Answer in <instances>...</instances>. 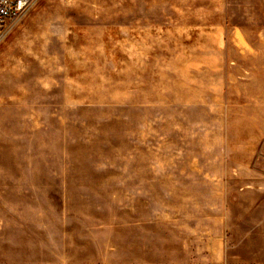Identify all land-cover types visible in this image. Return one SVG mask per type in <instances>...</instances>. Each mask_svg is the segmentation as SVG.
I'll return each mask as SVG.
<instances>
[{"label":"rangeland","instance_id":"rangeland-1","mask_svg":"<svg viewBox=\"0 0 264 264\" xmlns=\"http://www.w3.org/2000/svg\"><path fill=\"white\" fill-rule=\"evenodd\" d=\"M0 264H264V0H40L0 44Z\"/></svg>","mask_w":264,"mask_h":264},{"label":"built area","instance_id":"built-area-1","mask_svg":"<svg viewBox=\"0 0 264 264\" xmlns=\"http://www.w3.org/2000/svg\"><path fill=\"white\" fill-rule=\"evenodd\" d=\"M40 0H0V44Z\"/></svg>","mask_w":264,"mask_h":264}]
</instances>
